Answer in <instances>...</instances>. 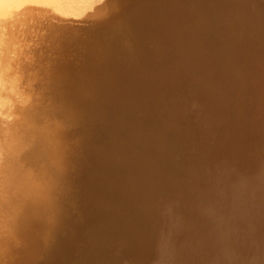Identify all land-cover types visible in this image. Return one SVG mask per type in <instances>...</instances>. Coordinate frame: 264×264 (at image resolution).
<instances>
[{
    "label": "rangeland",
    "instance_id": "obj_1",
    "mask_svg": "<svg viewBox=\"0 0 264 264\" xmlns=\"http://www.w3.org/2000/svg\"><path fill=\"white\" fill-rule=\"evenodd\" d=\"M78 2L0 0V204L11 174L2 148L28 149L8 142L15 136L8 127L30 117L26 125L49 133L37 124L36 109L47 115L63 106L54 97L60 89L82 92V81L106 79L112 59L119 71L106 99L112 111L101 106L68 212L48 232L35 264H264V124L255 102L264 81V0H126L111 14L92 9L100 11L95 15ZM52 41L64 51H54ZM64 120L56 121L63 129L54 144L58 159L66 134L65 148L73 152L75 145ZM18 237L14 243L31 245ZM10 256L0 263L25 261L20 252Z\"/></svg>",
    "mask_w": 264,
    "mask_h": 264
},
{
    "label": "bare ground",
    "instance_id": "obj_2",
    "mask_svg": "<svg viewBox=\"0 0 264 264\" xmlns=\"http://www.w3.org/2000/svg\"><path fill=\"white\" fill-rule=\"evenodd\" d=\"M128 1V0H127ZM126 2V0H125ZM125 2L121 0H79V2L77 3L78 6H80L79 8H81L80 10H87L88 11H92V9H97V10H102L103 12H107V11H104L105 8L108 10H110V13L111 14L114 10V8L116 9V6L118 3H122L123 5L125 4ZM127 4V2H126ZM9 5V4H8ZM13 5V4H11ZM118 7V6H117ZM4 8V4H2V6L0 7V10H2ZM6 9L9 8V7H5ZM90 9V10H89ZM104 9V10H103ZM117 9H120V8H117ZM96 10V11H97ZM101 11V12H102ZM86 12V13H87ZM95 11H92V14L88 12V14L90 15H93ZM100 11H97L95 12V14ZM85 14V13H84ZM94 14V15H95ZM101 15V13H99ZM115 15V14H114ZM52 17L53 15H46V17ZM58 15L56 16H53V20H54V17H56L55 19L57 18H61L62 16L59 15V17H57ZM110 15L108 16H95V17H92V19H96V21H102L104 20L105 18L107 19ZM67 17V16H66ZM65 17V18H66ZM64 18V20H65ZM83 18V16H82ZM81 18V20H82ZM52 19V18H51ZM50 18H48V20H51ZM63 19V18H61ZM60 19V21H61ZM68 19V17H67ZM66 19V21H67ZM73 20V19H72ZM80 20V19H78ZM87 20H89L87 18ZM120 20V19H119ZM42 21V20H41ZM47 21V20H46ZM52 21V20H51ZM58 21V19H57ZM63 21V20H62ZM69 21V20H68ZM67 21V22H68ZM95 23H98V25L102 26L99 22H96ZM45 22V21H44ZM53 22V21H52ZM56 22V20H55ZM54 22V23H55ZM64 22V21H63ZM62 22V23H63ZM70 22V21H69ZM72 22V21H71ZM70 22V23H71ZM79 22V21H78ZM81 22V21H80ZM85 22V21H84ZM116 22V21H115ZM128 22V21H127ZM47 23V22H46ZM59 23V22H58ZM66 23V22H65ZM75 22H72L71 24H73ZM82 23V22H81ZM80 23V24H81ZM110 23V22H109ZM125 23V22H124ZM49 24V23H47ZM52 24V23H50ZM56 24V23H55ZM64 24V23H63ZM68 25V23H66ZM76 24V23H75ZM77 25V24H76ZM92 25V22L91 24ZM88 25V26H90ZM97 25V24H96ZM119 25V24H118ZM49 26V25H47ZM56 26V25H55ZM53 26V27H55ZM58 26V24H57ZM74 26V24H73ZM84 26V25H83ZM95 26V25H94ZM99 26V27H100ZM123 26V25H122ZM60 27V25H59ZM67 27H70L69 25ZM81 27V26H80ZM77 28V27H75ZM90 28V27H89ZM98 28V27H97ZM103 28V26H102ZM124 28V27H123ZM48 29V27H47ZM58 29V27L56 28ZM86 29V28H85ZM88 29V28H87ZM94 29V27L92 28V30ZM99 29V28H98ZM104 29H105V26H104ZM59 30V29H58ZM74 30V28H73ZM70 31L74 34V31ZM97 30V29H96ZM90 31V30H88ZM100 31V30H99ZM48 32V31H47ZM79 32V31H78ZM78 32H75V33H78ZM114 32V31H113ZM50 33V32H49ZM47 33V35L49 34ZM82 33V32H81ZM87 33V31H86ZM104 33V32H103ZM107 33V32H105ZM53 34V33H52ZM63 34V33H62ZM61 34V35H62ZM92 34V33H91ZM121 34V33H120ZM68 35H71L68 33ZM88 35V34H87ZM72 36V35H71ZM75 36V34L73 35ZM60 37V36H59ZM38 38V37H37ZM53 38V37H52ZM41 39V38H40ZM49 39V38H47ZM72 39V38H71ZM74 39V38H73ZM80 39V38H78ZM42 40V39H41ZM54 40V39H53ZM60 39L57 40V43ZM81 40V39H80ZM108 40V39H107ZM121 40V39H120ZM75 41V40H74ZM54 41H52L53 43ZM65 42V40H64ZM62 40H60L59 43H64ZM98 42V41H97ZM100 42V41H99ZM103 42V40H102ZM56 43V42H55ZM66 43H67V40H66ZM74 43V42H73ZM121 43V42H120ZM123 43V42H122ZM51 44V43H50ZM54 44V43H53ZM53 44H52V47H53ZM130 44V43H129ZM55 47L53 48V50L55 51L56 49V44H54ZM117 45V44H116ZM63 45H60V46H57V49L59 47H61ZM72 46V45H71ZM83 46V45H82ZM100 46V45H99ZM114 46V45H113ZM48 47V46H47ZM46 47V48H47ZM51 46H49V48H52ZM74 47V46H73ZM91 47V46H90ZM63 48V47H62ZM76 48V47H75ZM85 48V47H84ZM115 49L116 47H111V49ZM56 49V50H57ZM60 51H61V48H59ZM78 49V47H77ZM90 49V48H89ZM110 49V48H109ZM49 50V49H48ZM52 50V49H51ZM72 50V49H70ZM79 50V49H78ZM64 50H62L61 52H63ZM73 51V50H72ZM107 51V50H106ZM113 51V50H111ZM57 52V51H56ZM55 52V54H56ZM86 52V51H85ZM50 53L53 54V51ZM59 53V51H58ZM72 53V52H71ZM88 53V52H87ZM51 54V55H52ZM55 54H54V57H55ZM75 54V53H74ZM59 55V54H58ZM64 55V58L67 59V55L66 53L63 54ZM66 55V56H65ZM70 54H68L69 56ZM119 55V54H118ZM121 55V54H120ZM60 56V55H59ZM62 56V54H61ZM85 56V55H84ZM116 56V55H115ZM110 57V56H109ZM119 57V56H118ZM63 58V60H65ZM71 58V57H70ZM62 60V61H63ZM69 60V58H68ZM66 60V61H68ZM94 60V59H93ZM55 61V60H54ZM59 61V59H58ZM85 61V60H83ZM53 62V61H52ZM65 62V61H64ZM89 62V61H88ZM97 61H95L96 63ZM111 64L109 65L110 66V69H109V74L107 76L106 79H104L103 77H93V75H89L87 74L88 76H91L93 77V80L91 82L93 83H90L89 81V84H86V82L82 81L81 84H84V86L82 87V89L85 87L84 90H81L82 92H78L76 91L75 92V86L73 87L74 90H69L68 89V84L67 82L65 84H67L66 86L67 89H64L63 88V92L65 94L66 91L64 90H67V91H71L70 92V95H63L62 96V91L60 89L59 92H61V95L59 94V96L55 95L54 97H56V100L60 99L58 102H61V104L63 103V106L61 105V107H59V109L55 108L56 110H50L48 109V114L46 115V117H44L45 115H43L42 113L43 112H47V111H43V109L39 108V110H35L34 111V114L35 116H38V119H39V123L37 122V124L39 125H43L46 129H49V133H40V128L39 127H36L35 124L33 125H29V123H27V126L25 123H26V120L28 119L27 118H22L24 122V125L23 124H14L13 126H10L8 127V129H12L14 132H15V136L14 137H7L8 138V142H10V144L12 146H15L16 148L18 147H24V146H27V150L26 151H21V152H18V151H15V150H12L9 151V149H6V148H2V152H5L7 155H8V158L10 159H7V165H10L8 170L11 171V174L6 176V178H9L10 182L6 183L4 181L5 184H2V189L5 191L4 194L2 193V204H0V257L2 256V259H7L6 257L10 256H14V254L16 253H21L23 258L25 257V261L24 263L23 262H20V260L18 259V257H14L12 260H11V264H35L36 262V257L37 255L41 252L42 248H43V245L47 239V235H48V232L53 228V227H56L55 226V223L58 221V219L60 218H63L66 216L67 214V205L69 203V200H70V195L74 189V187L77 185V180H78V177L79 175L81 174V172H83V164H84V159H85V155H86V150H87V142L89 140V136L91 135L90 132L92 131V134L93 133V130L95 132V127L92 128V125L95 123L97 124L98 121V118L101 114V111H102V105L103 103L106 105L109 104V98L111 95L114 96L113 93H110V90L109 88H112L113 86H116V82L117 80H119L117 78V63L115 62V59H112L111 61ZM59 63V62H57ZM60 63L61 62V59H60ZM77 63V61H76ZM79 64V63H78ZM89 64V63H88ZM43 65H46V64H43ZM42 65V66H43ZM49 65V64H48ZM66 65V64H64ZM64 65H62V69L64 68V70L67 68L64 67ZM75 65V64H74ZM69 66V65H67ZM45 66H43V69H44ZM59 67V65H58ZM56 65L55 67L53 68H56L55 70L59 69ZM47 68V67H46ZM75 68V66H74ZM92 68V66H91ZM98 68V67H97ZM94 69H95V64H94ZM45 70V69H44ZM54 70V71H55ZM60 70V69H59ZM71 70V69H70ZM85 70V69H84ZM93 72H95L94 70L92 69H89ZM96 70V69H95ZM46 71H50L49 68L48 70ZM58 71V70H57ZM62 71V70H61ZM98 71V70H97ZM51 73L53 72V70L50 71ZM49 72V73H50ZM72 73V70L69 71ZM68 72V73H69ZM87 72V71H86ZM92 72V73H93ZM59 73L60 75V71L57 72ZM55 73V74H57ZM63 73V71H62ZM66 73V72H65ZM76 74V72H74ZM73 73V74H74ZM54 74V73H53ZM67 74V73H66ZM72 74V75H73ZM83 74V73H82ZM81 74V75H82ZM57 75V76H59ZM62 75V74H61ZM60 75V76H61ZM70 75V74H69ZM68 74L66 75V77L69 76ZM80 75V76H81ZM86 75V74H85ZM84 75V76H85ZM56 75L54 77H57ZM63 76V75H62ZM79 77V75H77ZM76 76V77H77ZM96 76V75H95ZM33 77V76H32ZM51 76H49L48 78H50ZM70 77V76H69ZM68 77V78H69ZM74 77V78H76ZM53 78V77H51ZM60 78V77H59ZM58 78V79H59ZM73 78V77H72ZM85 78V77H84ZM83 78V79H84ZM46 79V77H45ZM57 79V78H56ZM63 80L66 81V79H64L62 77ZM81 79V78H80ZM82 79V80H83ZM44 80V79H43ZM69 80V79H68ZM70 80H74V79H70ZM79 80V79H77ZM77 80H75V82L77 83ZM122 80V79H121ZM46 81H49V80H46ZM53 81V79L51 81H49L50 83ZM55 81V80H54ZM53 81V82H54ZM57 81H60L59 80H56L55 82L57 83ZM43 82V81H42ZM45 82V81H44ZM64 82V81H63ZM62 82V83H63ZM74 81H71L70 83H72L73 85H76V83L74 84L73 83ZM79 82V81H78ZM81 82V81H80ZM80 82H79V86L80 87ZM84 82V83H83ZM120 82V81H119ZM137 82V81H136ZM135 82V83H136ZM31 83V82H30ZM33 83V82H32ZM36 83V82H35ZM34 83V84H35ZM47 82V85L50 84ZM61 83V82H60ZM61 83V84H62ZM25 84V83H23ZM33 84V85H34ZM59 85V82L57 83ZM60 84V85H61ZM263 84V85H262ZM64 85V84H62ZM61 85V86H62ZM70 85V84H69ZM135 85V84H134ZM39 86V85H38ZM37 86V87H38ZM49 86V85H48ZM65 86V85H64ZM65 86V87H66ZM260 86V92L257 93V96L258 98L256 99L255 102L256 103V111L261 115V118L263 120V124H264V81H262V83L259 85ZM46 87V85H45ZM44 87V90L47 91V89H45ZM53 86H51L52 88ZM77 87V88H78ZM87 87V88H86ZM117 87V86H116ZM122 87V86H121ZM135 87V86H134ZM50 88V89H51ZM62 88V87H61ZM76 88V90H77ZM40 89V88H39ZM49 89V90H50ZM56 89V87H55ZM88 89V90H87ZM48 90V91H49ZM79 90V89H78ZM117 90V89H115ZM2 91V90H1ZM53 91V89H52ZM57 91V89H56ZM4 92V91H2ZM24 92V91H23ZM44 92V91H43ZM73 92V93H72ZM78 92V93H77ZM114 92V91H113ZM7 93V92H5ZM20 93V92H19ZM72 93V94H71ZM259 94V95H258ZM20 96V95H19ZM44 96V95H42ZM3 97V96H2ZM16 97V96H15ZM25 97V96H24ZM45 97V96H44ZM47 97V96H46ZM50 97V96H48ZM51 98V97H50ZM49 98V100H51ZM111 98V97H110ZM14 99V98H13ZM44 99V98H43ZM53 99V98H52ZM108 99V100H106ZM106 100V102L108 101V103H105L104 101ZM18 103L19 100H16ZM41 101H43L41 99ZM46 101V100H45ZM21 103V100L19 101ZM38 102V101H37ZM111 102V101H110ZM14 103V101H13ZM14 103V105L16 104ZM23 103V102H22ZM25 103L27 102H24V105ZM30 103V102H29ZM40 103V102H39ZM38 103V104H39ZM42 104H45V102H41ZM38 104H36L38 106ZM53 104V102H52ZM55 104V103H54ZM53 104V106H54ZM111 104V103H110ZM5 105V104H4ZM13 105V104H12ZM18 105V104H16ZM27 105V104H26ZM29 105V104H28ZM49 105V104H48ZM41 106V105H40ZM43 106V105H42ZM41 106V107H42ZM52 106V107H53ZM111 106V105H110ZM12 107V106H11ZM23 107V106H22ZM27 107L29 109H27ZM47 108V106H45ZM104 107V106H103ZM106 107V106H105ZM104 107V108H105ZM15 108V107H14ZM30 108L31 106H26V112L29 113L30 111ZM44 108V107H43ZM49 108V106H48ZM109 109V105L108 107H106ZM13 110V108H11ZM107 109V110H108ZM3 110V109H2ZM22 110V109H20ZM40 110H42V112H40ZM45 110V109H44ZM105 111V109H103ZM110 110V109H109ZM33 111V110H32ZM112 111V109L110 110ZM14 112V110H13ZM21 112V111H20ZM25 111L21 112V113H26ZM3 113H6V114H11L9 110H4ZM19 113V112H18ZM26 113V114H27ZM33 113V112H31ZM104 112H102L103 114ZM5 114V115H6ZM23 116H26L24 115ZM106 114L108 115L109 112ZM14 115V114H13ZM20 115V113L18 114ZM17 115V116H18ZM43 115V116H41ZM110 115V114H109ZM108 115V116H109ZM8 116V115H7ZM27 116H29V114H27ZM11 117V116H10ZM16 117V116H15ZM19 117V116H18ZM17 117V118H18ZM33 117V116H32ZM105 117H107L105 115ZM104 117V118H105ZM54 118V119H53ZM59 118L62 120H66L70 122V125L71 128H70V135L71 137H73L75 139V145H74V149H73V152L70 150V152L65 148L64 144L67 143L69 140L67 137H69V135L65 136L67 142H65L64 144L62 143L61 144V149H62V153H61V157L58 159V157L56 156L55 152H54V144H58L59 145V139L57 140V138H61V137H58V136H61V129L60 130V123H57L56 121L59 120ZM10 119V118H9ZM14 119V118H13ZM16 119V118H15ZM26 119V120H25ZM30 119H33V118H30L28 119L27 122L30 121ZM58 119V120H57ZM2 120V119H1ZM17 120L20 121V118H18ZM64 120V122H65ZM106 120V119H105ZM114 120V118H113ZM104 121L101 119V122ZM6 122V121H5ZM8 122V121H7ZM21 122V123H22ZM59 122V121H58ZM63 122V123H64ZM114 122V121H112ZM119 122V121H118ZM31 123V122H30ZM62 123V122H61ZM67 123V122H66ZM4 124V122H3ZM32 124V123H31ZM102 124V123H100ZM99 124V125H100ZM117 124V123H116ZM23 125V126H22ZM26 125V126H25ZM63 125V124H62ZM61 125V126H62ZM110 125V124H109ZM64 126V125H63ZM68 126V127H69ZM93 126H96V125H93ZM3 127V126H1ZM65 128L67 127V125L64 126ZM62 128V127H61ZM92 128V129H90ZM98 128L100 127H97V130ZM3 129V128H2ZM2 129H1V132H2ZM45 129V130H46ZM67 129V128H66ZM96 130V132H97ZM0 132V133H1ZM65 132V131H64ZM95 132V133H96ZM6 134V133H5ZM64 134V133H63ZM96 136V134H94ZM93 135V139L96 138L95 136ZM45 136V137H44ZM64 137V136H63ZM70 138V137H69ZM71 139V138H70ZM73 139V140H74ZM92 138L90 139L93 140ZM3 140V138H2ZM7 140V139H6ZM1 141V140H0ZM2 142V141H1ZM71 142V140L69 141ZM74 142V141H72ZM7 143V142H6ZM90 143V142H89ZM4 144V143H3ZM68 144V143H67ZM92 144V143H90ZM70 145V143H69ZM73 145V144H72ZM71 148V147H69ZM91 148V147H89ZM92 149V148H91ZM88 151V150H87ZM72 152V154H71ZM93 153V152H92ZM6 155V156H7ZM90 155V154H89ZM91 156V155H90ZM95 156V155H94ZM5 157V156H4ZM69 157H72V161H70L69 163ZM68 158V159H67ZM87 158V157H86ZM89 158V157H88ZM92 159V157H90ZM4 159V158H3ZM2 159V160H3ZM6 159V158H5ZM87 161V160H86ZM3 165L6 166L5 168H7V165H6V162L5 160L3 161ZM72 163V164H71ZM71 164V165H69ZM71 166H73V169L71 168ZM67 168H71L73 171L72 173V176L70 175L71 174V170L69 172L67 171ZM89 168V167H88ZM68 169V170H69ZM90 169V168H89ZM61 170V171H60ZM85 170V169H84ZM87 170V169H86ZM14 171H16V173H14ZM87 174V173H86ZM2 176H3V180H4V177H5V173L3 172L2 173ZM2 180V181H3ZM59 185V186H58ZM61 185V186H60ZM64 185V187H62ZM75 191V190H74ZM75 193V192H74ZM72 196V195H71ZM59 197V199H58ZM74 201V199H73ZM72 203V202H71ZM73 205V204H72ZM72 207V206H71ZM74 207V205H73ZM72 207V208H73ZM25 210V211H24ZM31 212L33 214V217L35 216V218H31L29 219L30 216H28L27 213ZM72 216V215H71ZM69 218H72L69 216ZM33 219V220H32ZM70 220V219H69ZM58 223V222H57ZM74 225V224H73ZM25 226V228H32L34 230H29L28 232L27 231H24L25 229H23ZM16 228V229H15ZM20 228V230H19ZM71 228V227H70ZM22 229V230H21ZM63 229V228H62ZM18 230V232H17ZM53 231V230H52ZM16 232V235L20 236L21 240H23V238H27V239H30L32 240V243L29 247H26L24 248V246H20L22 244H17V243H14L15 239L18 237H16L15 235L13 236V234H15ZM20 232V233H19ZM54 232V231H53ZM69 232V231H68ZM54 234V233H53ZM15 238V239H12L11 237L12 236ZM67 237V236H66ZM19 238V237H18ZM19 238V239H20ZM53 238V237H52ZM18 241V240H16ZM19 243V241H18ZM7 245L9 246L10 245V248L12 251L11 254H9V252H5L6 251V247ZM6 246L3 250V247ZM52 247V246H51ZM9 249V247L7 248ZM27 250V253L25 252V256L23 255V252ZM14 252V254H12ZM30 252V253H29ZM28 254V255H27ZM57 255V254H56ZM124 255V254H123ZM9 259L7 261H10ZM1 261V260H0ZM3 261V260H2ZM6 261V260H5ZM4 261V263H5ZM7 263V262H6ZM5 263V264H6ZM1 264V263H0Z\"/></svg>",
    "mask_w": 264,
    "mask_h": 264
}]
</instances>
